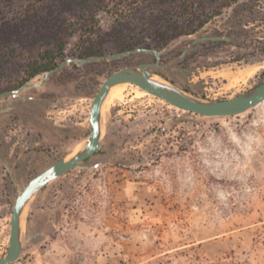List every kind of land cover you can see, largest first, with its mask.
Segmentation results:
<instances>
[{
	"label": "rangeland",
	"instance_id": "374dc122",
	"mask_svg": "<svg viewBox=\"0 0 264 264\" xmlns=\"http://www.w3.org/2000/svg\"><path fill=\"white\" fill-rule=\"evenodd\" d=\"M148 1L0 0L1 92L41 83L46 73L25 80L47 51L59 66L93 49L101 56L138 47L164 51L152 72L206 100L231 99L264 82V0H194L197 33L171 38L167 29L183 17V0L158 8ZM206 37L233 41L192 45ZM155 63L149 54L71 63L42 87L0 100V258L20 190L89 138L102 83ZM109 98L103 145L84 163L102 165L72 170L35 195L13 264H264V103L210 118L132 86Z\"/></svg>",
	"mask_w": 264,
	"mask_h": 264
},
{
	"label": "water",
	"instance_id": "95a60500",
	"mask_svg": "<svg viewBox=\"0 0 264 264\" xmlns=\"http://www.w3.org/2000/svg\"><path fill=\"white\" fill-rule=\"evenodd\" d=\"M206 40H218V38H198L196 42ZM221 40V39H220ZM135 54H149L156 56L155 64H142L138 67H129L121 69L111 74L101 85L91 104L90 124L91 134L88 138L87 146L73 158L67 160L63 158L50 166L48 169L34 177L29 183L20 190L12 210L10 220V241L9 248L5 256L0 258V264H13L19 260L23 253L24 240L22 233V214L25 208L30 204L31 200L44 189L47 185L61 178L65 174L75 169H95L102 165L97 163L94 165H85L84 163L93 157L102 147V107L108 97L113 85L123 82H129L139 86L150 94L159 99L166 101L185 112L210 118H226L240 116L264 103V82L252 91L236 96L227 100L211 101L205 98L192 95L185 92L172 83L165 85L152 79V69L161 66V58L164 51L155 50L153 48L138 47L128 51H122L114 55H101L88 57L83 60L69 58L65 60L55 69L45 74L41 83H26L16 90H9L0 93L2 99H16L21 97V92L27 88H39L45 85L48 80L55 74L64 70L69 64L86 65L96 61H115L126 56ZM160 76V75H159ZM161 77V76H160ZM163 78V77H162ZM164 79V78H163ZM167 81V80H166ZM4 112L0 110V115ZM1 161V160H0ZM9 169V167H7ZM31 238H28L30 240ZM27 240V241H28Z\"/></svg>",
	"mask_w": 264,
	"mask_h": 264
},
{
	"label": "trees",
	"instance_id": "16d2710c",
	"mask_svg": "<svg viewBox=\"0 0 264 264\" xmlns=\"http://www.w3.org/2000/svg\"><path fill=\"white\" fill-rule=\"evenodd\" d=\"M63 2H61L62 4H64V6H69L74 4V6H86L90 0H62ZM169 0H154V1H148V3H146V6L150 7H161L163 3L168 2ZM236 1V0H234ZM232 1H228L226 3L223 4L224 6H229L231 4ZM194 5V0H183L180 1V7L182 10V16L183 17H178L177 19H172L170 21L169 27H168V31H171L172 36L171 37H178L181 35H194L197 33L198 31V27L195 26V21L197 16L195 17V13L194 10L191 9V7ZM171 10V7H169V9H165L162 13L163 14H168L169 11ZM91 25L90 27L93 28L95 25V19L94 17H91ZM57 24V26H60L61 23H57L58 19L54 18L52 20V22H54ZM50 23V22H49ZM205 22H203L204 24ZM1 32V30H0ZM159 32V31H157ZM0 46L2 45L3 41H6V34L4 32L0 33ZM206 38H218V40H206V41H226V42H232L233 39L230 37H206ZM221 39V40H220ZM201 43V42H199ZM198 42L193 41L192 45L195 46L197 44H199ZM60 49V52H63L65 50V46H66V41H62L60 44L57 45ZM99 52L93 50H90L88 52H86L85 54H83V56L81 58H87V57H92V56H99ZM60 55L62 56V53H60ZM57 60V56H53L52 51H47L45 52V54L42 56L41 60L35 61L33 64H30V74H29V79L25 80V82H29L30 79L35 78L38 75L41 74H45L48 73L49 71L55 69L56 67H58V63H56ZM3 67V63L0 60V69ZM60 73V72H59ZM58 74V73H57ZM56 75V74H55ZM54 76V75H53ZM2 89H0V93H1Z\"/></svg>",
	"mask_w": 264,
	"mask_h": 264
},
{
	"label": "bare ground",
	"instance_id": "6f19581e",
	"mask_svg": "<svg viewBox=\"0 0 264 264\" xmlns=\"http://www.w3.org/2000/svg\"><path fill=\"white\" fill-rule=\"evenodd\" d=\"M152 79H153L154 81H156V82H159V83H162V84H165V85H170V83H169L168 81H166L165 79H163V78L160 77L159 75H153ZM130 86H132L133 89L137 90L139 93H142V94H150L149 92L145 91V90L142 89L141 87L136 86V85H133V84H131V83H129V82H123V83L115 84V85L112 86L111 91H110L108 97L106 98L105 103H104V105H103V107H102V115H103V113L105 112V108H106V104H107L108 99L110 100L109 97H110V96H113V95H116L117 92H118L120 89L128 88V87H130ZM150 95H152V94H150ZM152 96H154V95H152ZM154 97H156V96H154ZM160 100H161L162 102L167 103L166 101H164V100H162V99H160ZM167 104H168V103H167ZM168 105H169V106H173V105H170V104H168ZM261 105H262V104H261ZM173 107H174V106H173ZM175 108L178 109L177 107H175ZM90 111H91V109H90ZM184 112H185V111H184ZM87 143H88V139H86L85 142L81 143V144L77 147L76 152H72V154L67 158V160L73 158V157H74L75 155H77L80 151H82V150L87 146ZM27 208H28V206H27V207L25 208V210L23 211V214H22V223H23V221H24V219H25L26 212H27Z\"/></svg>",
	"mask_w": 264,
	"mask_h": 264
},
{
	"label": "flooded vegetation",
	"instance_id": "af4514ba",
	"mask_svg": "<svg viewBox=\"0 0 264 264\" xmlns=\"http://www.w3.org/2000/svg\"><path fill=\"white\" fill-rule=\"evenodd\" d=\"M131 95V94H130ZM93 102V101H92ZM89 118H90V114H89ZM10 239V238H9Z\"/></svg>",
	"mask_w": 264,
	"mask_h": 264
}]
</instances>
